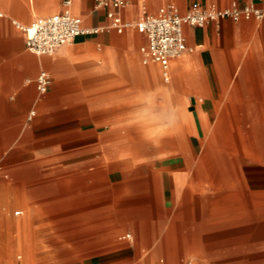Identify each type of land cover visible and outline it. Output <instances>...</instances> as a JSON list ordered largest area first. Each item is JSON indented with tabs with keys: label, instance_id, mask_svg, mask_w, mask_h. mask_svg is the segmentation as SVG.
<instances>
[{
	"label": "crops",
	"instance_id": "1",
	"mask_svg": "<svg viewBox=\"0 0 264 264\" xmlns=\"http://www.w3.org/2000/svg\"><path fill=\"white\" fill-rule=\"evenodd\" d=\"M65 1L96 32L51 56L29 52L12 21L60 14ZM122 1L125 23L169 3L180 14L264 6ZM94 5L0 0V177L31 183L48 211L61 195L60 224L87 226L79 239L93 247L127 232L117 237L127 245L71 264H264V15L184 27L188 51L165 81L160 65L143 61L144 35L105 30L106 11ZM41 72L50 78L44 94Z\"/></svg>",
	"mask_w": 264,
	"mask_h": 264
},
{
	"label": "built area",
	"instance_id": "2",
	"mask_svg": "<svg viewBox=\"0 0 264 264\" xmlns=\"http://www.w3.org/2000/svg\"><path fill=\"white\" fill-rule=\"evenodd\" d=\"M70 2L65 1L64 10L57 15L37 18L29 25H21L12 21L15 29L24 34L26 49L37 56H51L62 47L71 45L74 39L81 35L95 33L96 30L85 29L82 21L71 15ZM95 8L106 11L109 24L105 30H114L122 33L126 28H134L144 35L146 43L140 48L144 62H153L161 66L164 80H168L167 69L169 63L188 51L184 36V27L202 28L221 19H230L234 22L240 19L254 18L260 20L264 15L262 9L251 5L239 6L232 2L228 7L219 9L214 5H194L184 14H180L177 7L169 3L164 12L156 15L143 14L140 21L125 23L121 11L127 3L122 0H95ZM50 85V78L41 72L36 79V88L39 94H44ZM34 112H30V117ZM121 240L131 241V236L121 237Z\"/></svg>",
	"mask_w": 264,
	"mask_h": 264
},
{
	"label": "rangeland",
	"instance_id": "3",
	"mask_svg": "<svg viewBox=\"0 0 264 264\" xmlns=\"http://www.w3.org/2000/svg\"><path fill=\"white\" fill-rule=\"evenodd\" d=\"M154 132L158 131L152 130V134ZM31 185L16 181L13 176L0 177V264H71L102 250L127 245L117 240L127 233L125 231L100 247L81 241L79 229L83 232L87 226L60 224L64 214L61 195L54 196L58 209L48 211L29 193ZM52 221L56 224H51Z\"/></svg>",
	"mask_w": 264,
	"mask_h": 264
},
{
	"label": "bare ground",
	"instance_id": "4",
	"mask_svg": "<svg viewBox=\"0 0 264 264\" xmlns=\"http://www.w3.org/2000/svg\"><path fill=\"white\" fill-rule=\"evenodd\" d=\"M19 214H21V213H19Z\"/></svg>",
	"mask_w": 264,
	"mask_h": 264
}]
</instances>
